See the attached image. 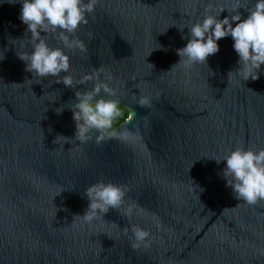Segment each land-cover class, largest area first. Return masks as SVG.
<instances>
[{"label": "water", "instance_id": "1", "mask_svg": "<svg viewBox=\"0 0 264 264\" xmlns=\"http://www.w3.org/2000/svg\"><path fill=\"white\" fill-rule=\"evenodd\" d=\"M236 2L99 0L75 33L86 51L64 49L66 87L26 71L18 55L33 48L22 0H0V264H264V200H237L226 162H216L238 147L264 149V65L244 81L230 36L207 64L185 67L177 55L208 4L219 11ZM93 73L115 93L97 99L118 102L113 129L127 139L97 144L94 129L87 142L75 140L71 106L77 91L94 87L95 76L79 83ZM98 182L125 186L123 207L91 223L74 219ZM129 203L142 211L123 216ZM134 225L151 234L148 247L132 248Z\"/></svg>", "mask_w": 264, "mask_h": 264}, {"label": "clouds", "instance_id": "2", "mask_svg": "<svg viewBox=\"0 0 264 264\" xmlns=\"http://www.w3.org/2000/svg\"><path fill=\"white\" fill-rule=\"evenodd\" d=\"M98 3L99 0H22L19 19L27 26L26 33H30L33 48L30 54L18 55L19 59L26 63V71L32 73L36 79L56 77V83L72 87L71 75L61 76V73L67 74L70 71V58L64 49L86 51L84 44L74 37L81 25L88 24L87 17L94 13ZM250 5L245 6L241 0H237L231 9L220 7L219 11H214L213 6L208 4L204 9L202 21L187 27L190 38L185 47L177 50L180 57L178 64L185 67L207 64L208 57L220 50L217 42L230 36L234 41L233 48L239 56L240 68L236 73L241 75L244 81L257 80L261 65H264V0H255V3ZM240 9L247 11V18L242 19ZM225 10L229 15L219 19ZM42 33L55 34L63 47H50L47 37ZM231 73L233 72L229 75ZM94 76L97 79L94 87L89 91H77L75 95L79 102L71 106L76 126L75 140L80 143L87 142L91 139L89 133L94 129L98 132L97 144L106 138L127 139V132L113 129V121L121 114L118 102L97 99L102 90L114 95L113 90L100 82L96 73L85 75L79 83L85 84ZM138 103L144 107L150 105V100L141 97ZM56 111L61 114L63 108ZM61 137L63 136L58 135L53 142L56 143ZM222 161L226 162L223 178L227 181V186L232 188L237 200L248 205H256L258 201L264 200V149L253 151L238 147L230 151L223 160H216L217 164ZM127 191L125 186L113 183L92 184L87 187L85 193L90 201L88 209L83 216L77 215L74 219L79 217L82 221L91 223L103 217L109 209L119 211L125 203ZM134 211L142 210L129 203L123 208L122 215L131 218ZM123 231L127 234L128 228ZM131 231V246L134 250L149 246L151 234L148 231L135 225Z\"/></svg>", "mask_w": 264, "mask_h": 264}]
</instances>
